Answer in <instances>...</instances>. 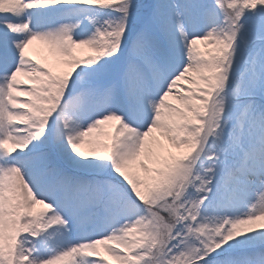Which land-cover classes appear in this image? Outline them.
<instances>
[{
    "label": "snow or ice",
    "instance_id": "obj_1",
    "mask_svg": "<svg viewBox=\"0 0 264 264\" xmlns=\"http://www.w3.org/2000/svg\"><path fill=\"white\" fill-rule=\"evenodd\" d=\"M262 219L264 0H0V264H264Z\"/></svg>",
    "mask_w": 264,
    "mask_h": 264
},
{
    "label": "rangeland",
    "instance_id": "obj_2",
    "mask_svg": "<svg viewBox=\"0 0 264 264\" xmlns=\"http://www.w3.org/2000/svg\"><path fill=\"white\" fill-rule=\"evenodd\" d=\"M46 45H47V44H46ZM198 46L200 47V49H201L202 51H205V50H206V47H205L204 44L201 43V44H199ZM48 47H49V51H50V46L48 45ZM38 50H39V53H40L41 49H38ZM27 52H28V51H27ZM47 53H48V52H47ZM76 54H77V56H79V57H84V56H87V55H95V53L92 52V51H91L89 48H87V47L78 48V49L76 50ZM49 55H53L54 58L49 59V56L45 53V49H43L42 54L40 55V60H41L40 63H44V64L48 65L49 67H52L53 70H54L55 72L60 73V72L63 70V68L65 67V65L63 64V61H64L66 58H64V57H62V56H60V55H58V54H57L55 51H53L52 49H51V54H49ZM19 79H20V80H21V79L23 80L24 77H23V76H20ZM25 81H26V78H25ZM173 102H174V101H173ZM110 122H111V124H112V123H114L115 121H110ZM111 124H110V125H106V126H107V127H112ZM106 126H104V125L102 126V132H93V133H91L88 137H86V138H85V144L81 146V149L87 153L88 150H89V149H90V148H91V147H92L97 141L103 143V142H102V137H103L102 134H104V130H103V128L106 127ZM181 151H183V150H180L178 154H180ZM178 154H177V155H178ZM144 175H145V174H144ZM144 175H143V176H144ZM41 207H42L41 205H37L35 210H39ZM263 220H264V219H263ZM263 222H264V221H263ZM98 247H99V249H100V254L102 255L103 252H104V249H101V248H100V245H99ZM102 248H103V247H102Z\"/></svg>",
    "mask_w": 264,
    "mask_h": 264
},
{
    "label": "bare ground",
    "instance_id": "obj_3",
    "mask_svg": "<svg viewBox=\"0 0 264 264\" xmlns=\"http://www.w3.org/2000/svg\"><path fill=\"white\" fill-rule=\"evenodd\" d=\"M30 46H31V47H30L31 53L33 54L34 52L36 53V52L38 51L37 49L39 48L38 46H40V44L38 45V44L33 43V44L30 45ZM24 77H25V78H28V77H26V76H24ZM28 79H29V78H28ZM29 80H30V79H29ZM170 99H171V97H170ZM103 130H104V134H102V135H103V137H102V142H103V143H108V144H110V142H111V133L113 132L114 128H111V127H107V126H106V127L103 128ZM154 136H156L157 139H161L160 136H159V133H154ZM170 151H171L172 154H178L180 150H177V149L172 148V149H170ZM142 159H144V160H145V163H148L150 167H151V166H154V165H152L151 161H150L149 159H147L146 157H142ZM132 170L135 171V172H138V173L143 177L144 172H143L142 169L139 168V166H138V162H136V163H134V164L132 165ZM263 221H264V220L262 219V220H260V221H256V222H254V223H256V224H260V223H264ZM102 255H103V256H106L107 259L111 260V257H108L107 254H106L105 252H103ZM112 264H116V262L113 260V261H112Z\"/></svg>",
    "mask_w": 264,
    "mask_h": 264
}]
</instances>
